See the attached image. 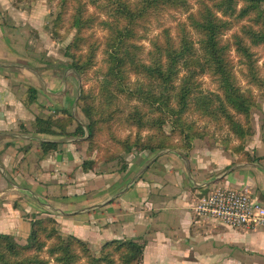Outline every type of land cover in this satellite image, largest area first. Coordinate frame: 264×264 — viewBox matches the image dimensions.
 Listing matches in <instances>:
<instances>
[{
    "label": "crops",
    "instance_id": "obj_1",
    "mask_svg": "<svg viewBox=\"0 0 264 264\" xmlns=\"http://www.w3.org/2000/svg\"><path fill=\"white\" fill-rule=\"evenodd\" d=\"M8 57L1 43L0 60ZM10 66L24 68L19 80L32 69L27 63ZM58 68L30 83L35 91L30 106L0 83V234L25 239L32 219L50 217L61 234L94 249L113 239L143 244L141 264H236L239 258L264 257L263 230L229 228L193 211L216 188L247 189L264 206L262 142H247L250 161L219 140H194L188 151L173 146L135 151L113 166L82 171L84 148L77 143L82 138L35 132L36 118L63 111L75 125L83 122L77 75L63 61ZM43 143L56 149L43 152Z\"/></svg>",
    "mask_w": 264,
    "mask_h": 264
},
{
    "label": "trees",
    "instance_id": "obj_2",
    "mask_svg": "<svg viewBox=\"0 0 264 264\" xmlns=\"http://www.w3.org/2000/svg\"><path fill=\"white\" fill-rule=\"evenodd\" d=\"M59 13L56 24L72 6L69 23L76 34L68 44L65 55L68 67L77 75L80 83L78 105L86 119L76 124L73 131L66 129L74 122L71 115L62 112L61 117L34 122L35 132L84 138L88 152L93 151L96 138L111 139V128L125 125L134 129V136H126L116 142L121 152L155 151L159 139L179 138L180 151L191 149L192 139H201L204 131H198L191 115L225 126L237 140L252 134L248 124L249 107L253 99L242 91L234 75L230 51L233 49L244 66L247 82L264 87V79L256 74L252 48L264 50V0H196L197 8L178 23L175 37L163 29L161 38L149 42L143 54L139 44L141 31L151 19L167 10L187 11V0H58ZM92 6L94 13L89 12ZM103 14L102 18L96 14ZM240 22H245L240 24ZM106 32L101 51L104 67L97 79L96 91L85 90V75L96 64L100 50L91 35L83 36L93 26ZM237 27L229 38L224 35ZM86 46L82 54L81 48ZM209 76L215 90L201 87V76ZM133 76V79H130ZM35 99V91L28 89L27 104ZM243 118V119H240ZM169 125V132L164 127ZM148 133L144 137L142 132ZM84 136V137H83ZM118 139V138H116ZM43 152L55 150L53 143L41 144ZM246 161L252 158L241 147H233ZM116 158V157H113ZM255 159V156H253ZM103 162L111 160L104 156ZM96 163L85 160L83 171ZM50 217L30 221L25 245L16 243L8 234H0V264H141L143 244L134 240H110L93 256L86 244L69 236L63 240Z\"/></svg>",
    "mask_w": 264,
    "mask_h": 264
},
{
    "label": "rangeland",
    "instance_id": "obj_3",
    "mask_svg": "<svg viewBox=\"0 0 264 264\" xmlns=\"http://www.w3.org/2000/svg\"><path fill=\"white\" fill-rule=\"evenodd\" d=\"M187 3L190 7V9L187 11L167 10L165 13L159 15L156 19H151L149 24L146 25L145 30L140 32L143 38L140 40L139 44L143 47V54H145V52L149 49L150 40L154 38H161L163 29H168L170 36L175 37L178 23L184 22L186 16L189 13H194L197 8L196 0H187ZM88 7L89 12H95L92 6ZM59 9L60 7L58 0H0V38L2 37L4 39V42H0L3 44V47H5V50L9 54L7 59L0 60V66L5 65L4 70L0 72V83L7 84L10 89L14 90L16 97L21 99L24 104H27L28 89H31L30 83H33L34 78H37L38 75H43L45 72H49L51 75H54L55 73L57 74L59 72L58 63L61 61H63L68 67L69 58L65 55V49L67 48L68 44L72 42L76 34L75 30L69 27V17L72 11V6L70 5L68 7L67 11L62 15V21L57 25L55 19L59 13ZM261 9L264 12V3L261 4ZM96 14L99 16V18L103 17V14H101L100 11H97ZM242 23L245 22H240V24ZM236 31L237 27H234L231 31L224 35V38H229L230 35ZM82 35L86 37L91 35L90 41L97 40L99 43H101L100 50L97 53L95 59L96 64L87 72L85 75L86 81H84L85 90L88 89L91 91H96L98 76L102 71H104V67H102L103 55L101 51L103 49L102 44L104 42L106 32L94 25L84 34L82 33ZM81 49L83 54L86 51V46H83ZM251 51L254 53L255 67L257 68L256 74L258 77L264 79V50L260 47H257L252 48ZM230 57L233 63L234 75L240 89L242 91L249 92L251 98L253 99V105H251L248 110V124L252 130V134L247 136L244 140H237L232 134L226 131L225 126H222V128L217 127L213 122L191 115L190 118L195 120V126L197 127L196 129L198 131H204L205 133V136L201 139H192L190 142L191 145L194 140H219L226 149L232 150L233 147L242 146L244 151L249 140L250 142H248V144L250 143L251 145H255L258 140V143L260 142L261 144L262 142L264 146V87H257L247 82V78H245L243 75L245 68L241 62L238 63L239 57L233 49L230 51ZM13 63L23 66H25L26 63L29 64L32 69L31 71H25V74L29 73L30 75H25L23 80H19L18 75L21 71H23L24 68L22 69L20 66H10ZM5 76H8L9 78L7 79ZM130 79L132 80L133 76H130ZM199 79L201 81V87L203 90H215V84L212 83L209 76H201ZM16 81H18V83ZM3 85L0 84V86ZM78 87L80 89L79 79ZM32 103L33 101L27 105L30 106ZM77 110L83 121L80 123L84 124L86 119L84 118L80 106L78 105V97ZM53 114L54 112H52L51 115ZM61 115L51 118H58L61 117ZM74 127L75 124L72 122L66 131H73ZM164 130L165 132H169V125H166ZM102 134L96 138V142H94L95 147L93 148L91 154H89L90 151L88 152V144L83 141L84 138H82V141L77 142L84 148L83 151L85 154V159L83 161L93 160L96 163L94 167L107 164L108 166H113L115 163H120L121 157L126 154L121 152V145H119L116 140H121L128 135L134 136L136 131L128 127L126 128L125 125L117 126L116 124H113L110 134L111 139L107 136H101ZM147 134L148 133L143 131L141 136L144 137ZM259 138H261L262 141L259 140ZM158 144L159 146L157 149H163L170 146L177 148L179 145H181L179 138L176 136H172L171 139H159ZM239 154H241V151ZM104 156L111 157V160L104 163L102 159ZM55 229L63 240H66L69 236H71L61 234L57 228V224L55 225ZM10 236L16 243L25 245L28 235L25 239L18 238L14 235ZM113 240L121 241V239ZM81 241L86 244V248L90 251V253L96 257L99 255L102 245L107 242L105 241L102 243L98 249H94L86 241ZM114 259L115 264H118L116 256H114ZM82 262L83 260H80L78 264H82ZM236 264H264V257L255 256L254 259L250 257H243L239 258Z\"/></svg>",
    "mask_w": 264,
    "mask_h": 264
},
{
    "label": "built area",
    "instance_id": "obj_4",
    "mask_svg": "<svg viewBox=\"0 0 264 264\" xmlns=\"http://www.w3.org/2000/svg\"><path fill=\"white\" fill-rule=\"evenodd\" d=\"M193 211L208 221L233 229L264 231V206L254 201L244 188H216L198 199Z\"/></svg>",
    "mask_w": 264,
    "mask_h": 264
}]
</instances>
